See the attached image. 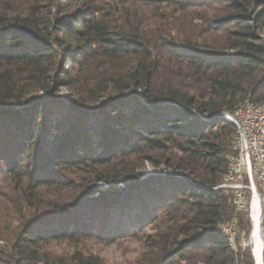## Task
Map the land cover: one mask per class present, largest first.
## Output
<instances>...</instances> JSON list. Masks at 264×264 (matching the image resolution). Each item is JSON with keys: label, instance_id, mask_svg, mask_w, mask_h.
I'll return each instance as SVG.
<instances>
[{"label": "trees", "instance_id": "16d2710c", "mask_svg": "<svg viewBox=\"0 0 264 264\" xmlns=\"http://www.w3.org/2000/svg\"><path fill=\"white\" fill-rule=\"evenodd\" d=\"M247 98L264 0H0V264H104L91 243L138 237L146 264H255L250 194L215 188Z\"/></svg>", "mask_w": 264, "mask_h": 264}, {"label": "built area", "instance_id": "2783aa9c", "mask_svg": "<svg viewBox=\"0 0 264 264\" xmlns=\"http://www.w3.org/2000/svg\"><path fill=\"white\" fill-rule=\"evenodd\" d=\"M223 114L236 125L237 135L222 186L234 194V202L239 209L246 207L250 194V219L253 226L254 193L261 200L262 220L264 213V194L259 190V187H264V103L251 104L248 101L247 106ZM224 230L231 233L236 247L235 224L231 223Z\"/></svg>", "mask_w": 264, "mask_h": 264}, {"label": "rangeland", "instance_id": "374dc122", "mask_svg": "<svg viewBox=\"0 0 264 264\" xmlns=\"http://www.w3.org/2000/svg\"><path fill=\"white\" fill-rule=\"evenodd\" d=\"M67 93H68V89L63 88L62 94L66 96ZM139 172L143 176H148L154 173L174 174V172L167 171L164 165L155 167L150 162H147L144 166H142L139 169ZM177 175H179V173ZM107 186L108 185L104 183L100 184V187H107ZM147 230L150 232L152 231L151 228H148ZM262 234H263V229H262ZM52 248L57 253L67 252L72 250V247H70L67 244H63V245L58 244L53 246ZM89 248L92 250L94 254L99 255L103 259L104 264H146V255L148 254L146 253L147 248L145 247L144 241L141 237L123 238L111 244L91 243L89 245ZM151 262L155 263L154 258L153 260L151 259Z\"/></svg>", "mask_w": 264, "mask_h": 264}, {"label": "bare ground", "instance_id": "6f19581e", "mask_svg": "<svg viewBox=\"0 0 264 264\" xmlns=\"http://www.w3.org/2000/svg\"><path fill=\"white\" fill-rule=\"evenodd\" d=\"M250 101L251 104H258V103H264V101L260 102H252L249 98L245 99L244 103L237 107L235 110L239 109L240 107H245L247 106V102ZM225 119L230 121V118L227 115L222 114ZM216 189L218 188H224L222 184L218 187H215ZM262 205H261V200L260 197L258 196L257 193H254V198H253V216H252V221L254 223V232L252 236V246H255V253L258 258V264H264L263 261V250H264V240H263V234H262ZM225 233L229 235L230 238V243L232 246L235 247L234 240L231 237V233L225 230Z\"/></svg>", "mask_w": 264, "mask_h": 264}, {"label": "water", "instance_id": "95a60500", "mask_svg": "<svg viewBox=\"0 0 264 264\" xmlns=\"http://www.w3.org/2000/svg\"><path fill=\"white\" fill-rule=\"evenodd\" d=\"M253 232H254V224L252 226L250 240H252ZM252 252H253L254 259H255V264H258V258H257L256 253H255V246H252Z\"/></svg>", "mask_w": 264, "mask_h": 264}]
</instances>
